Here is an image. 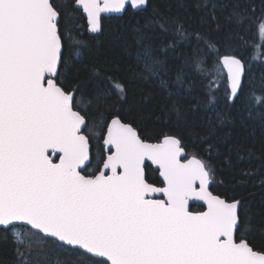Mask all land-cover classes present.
<instances>
[{
  "label": "snow or ice",
  "instance_id": "obj_1",
  "mask_svg": "<svg viewBox=\"0 0 264 264\" xmlns=\"http://www.w3.org/2000/svg\"><path fill=\"white\" fill-rule=\"evenodd\" d=\"M73 3L86 14L88 30L99 33L103 13L147 11L149 0H0V233L12 241L18 264H27L34 247L43 255L49 239L69 256L75 253L79 264H264V250H254L246 238L254 226L241 218L240 202L209 191L214 167L195 154L189 158L175 135L165 134L159 143L142 139L124 107L125 83L95 68L80 75L84 41L71 21L78 11ZM199 6L207 19L201 16L198 27L174 19L169 24L153 9L135 29L139 78L168 91L165 64L146 41L149 28L166 34L171 28L169 47L187 49L185 64L194 74L203 75L207 60L217 57L234 101L251 68L227 54L238 34L218 21L225 4L203 0ZM229 7L227 19L241 24L244 8ZM210 24L215 35L205 28ZM258 31L264 37V22ZM183 76L177 73L181 86ZM251 102L264 108V95L253 93ZM216 104L208 92L201 107L212 112ZM224 119L222 112L209 116L202 140L215 137ZM93 138L102 141L99 156ZM235 150L255 156L244 143ZM157 171L161 186L151 182L150 172ZM191 200L203 201L207 210L191 211ZM56 264L65 262L58 258Z\"/></svg>",
  "mask_w": 264,
  "mask_h": 264
},
{
  "label": "trees",
  "instance_id": "obj_2",
  "mask_svg": "<svg viewBox=\"0 0 264 264\" xmlns=\"http://www.w3.org/2000/svg\"><path fill=\"white\" fill-rule=\"evenodd\" d=\"M216 2L225 4L223 10H217L222 28L232 29L234 34H238L227 54L237 55L251 68L250 72L247 68L243 89L234 101L228 98L230 85L227 73L222 65L216 63L217 57L207 60L203 75L194 74L185 64L187 49L169 47L173 35L171 28L167 34L158 28H149L150 39L146 41L165 64L166 71L162 75L169 82L168 91L162 90L158 81L146 82L139 78L141 66L137 64L136 57L140 48L135 42V29L145 25L153 9L164 13L169 24L174 19L185 27H198L201 16L207 19V14L199 6L203 0H149L147 11L128 7L121 16H103L102 31L99 33L88 30L87 19L73 3L72 7L78 11L72 13L71 21L78 33L77 38L84 41L83 64H78V67L82 77H87L89 70L95 68L125 83L128 91L124 107L131 109L129 119L144 139L156 141L165 134L175 135L181 139L188 154H195L210 163L215 169L211 189L229 200L241 202V218H250L254 226L252 234L246 238L254 249L264 250V231L260 228L264 225V161L260 159L264 149V108L251 102L253 93L264 95L261 83L264 76V37L258 31L259 25L264 22V3L262 0ZM231 3L241 4L245 10V18L239 25L227 19ZM205 28H211L212 34H216L215 24L205 25ZM221 52H225L223 47ZM257 52L261 55L260 60L253 59ZM178 72L184 74V86L176 82ZM189 84L191 87L187 86ZM208 92L214 93L217 99L212 112H206L201 107L206 103ZM215 112L225 114L224 122L217 124L215 137L202 140L206 137L208 117L214 119ZM97 134L98 130L92 135L95 137ZM241 143L252 147L255 156L249 158L247 151H241L238 156L235 149ZM101 145L102 141L92 139L94 155L99 156ZM150 176L153 178L151 182L160 184L158 171L150 172ZM194 208L201 206L194 205ZM40 253V247L32 248L27 264H56L58 258L63 259L65 264H73L74 261L79 264L75 253L69 256L51 239L44 245L43 255ZM0 264H18L13 243L10 239L6 240L3 233H0Z\"/></svg>",
  "mask_w": 264,
  "mask_h": 264
},
{
  "label": "water",
  "instance_id": "obj_3",
  "mask_svg": "<svg viewBox=\"0 0 264 264\" xmlns=\"http://www.w3.org/2000/svg\"><path fill=\"white\" fill-rule=\"evenodd\" d=\"M76 7L77 8H79V9H81L82 10V8H80L79 7V5H76ZM125 12V11H124ZM124 12H122V13H103L102 15H101V21H102V17L103 16H111V15H117V16H121V15H123V13ZM82 13H83V15L85 16V18L87 19V16H86V14L83 12V10H82ZM88 23V22H87ZM102 24V23H101ZM238 57V56H237ZM238 58H240V57H238ZM242 59V58H241ZM243 60V59H242ZM244 61V60H243ZM245 62V61H244ZM225 71H226V73H227V70L225 69ZM246 71H247V68H246ZM139 132V131H138ZM161 140H162V138H161ZM161 140H159V141H146V142H149V143H159V142H161ZM185 154H186V149H185ZM190 158V157H189ZM146 163H148V164H151V162L150 161H146ZM154 169H156V165H151ZM160 179H162V178H160ZM211 185V184H210ZM210 185H209V191L210 192H212V190H211V188H210ZM156 186H161V185H156ZM212 194L213 195H218V196H220L221 198H223V199H226L228 202H233V201H239V200H228L226 197H223V196H221V195H219V194H216V193H214V192H212ZM154 198H162V196H161V194H155V196H154ZM240 202V201H239ZM192 204H196V205H201V206H203V209H200V210H194L191 206H192ZM189 207H190V210L191 211H195V212H199V211H206L207 210V205L206 204H204V202L203 201H196V200H191V201H189ZM240 207H241V202H240V204H239V211H240ZM251 245V244H250ZM252 246V245H251ZM254 250H256V249H254ZM259 251V250H258Z\"/></svg>",
  "mask_w": 264,
  "mask_h": 264
},
{
  "label": "flooded vegetation",
  "instance_id": "obj_4",
  "mask_svg": "<svg viewBox=\"0 0 264 264\" xmlns=\"http://www.w3.org/2000/svg\"><path fill=\"white\" fill-rule=\"evenodd\" d=\"M76 5V4H75ZM139 134H140V132H139ZM141 138L142 139H144L142 136H141ZM163 138V137H162ZM144 140H146L147 141V139H144ZM159 140H161V138L159 139ZM159 140H156V141H159ZM148 141H151V140H148ZM107 154V153H106ZM186 155L188 156V157H191V155L190 154H188V152H187V150H186ZM198 158H200V157H198ZM201 159V158H200ZM152 167V166H151ZM153 168V167H152ZM154 169V168H153ZM158 177H159V173H158ZM160 179V178H159ZM156 185H160V184H156ZM210 188H211V185H210ZM212 190V189H211ZM212 192H214L213 190H212ZM215 193V192H214ZM217 194V193H216ZM222 196V195H221ZM224 197V196H223ZM229 200V199H228ZM194 205L195 206H201V205H196V204H192V208L194 209V210H199V209H203V206H201V208H198V209H195L194 208ZM240 212V211H239Z\"/></svg>",
  "mask_w": 264,
  "mask_h": 264
}]
</instances>
